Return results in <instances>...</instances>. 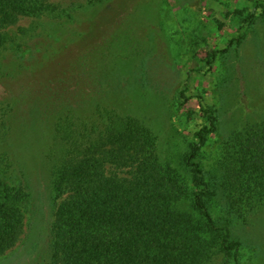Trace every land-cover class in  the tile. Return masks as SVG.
I'll use <instances>...</instances> for the list:
<instances>
[{"label": "rangeland", "instance_id": "1", "mask_svg": "<svg viewBox=\"0 0 264 264\" xmlns=\"http://www.w3.org/2000/svg\"><path fill=\"white\" fill-rule=\"evenodd\" d=\"M255 1L49 0L45 12L0 30V107L14 109L16 124L13 140L1 142L0 151L24 168L34 197L25 205V232L13 250L28 233L47 182L46 170L37 171L59 115L71 111L84 126L101 112L140 120L155 138L159 160L186 178L194 134L208 125L202 105L213 111L215 125L195 159L218 191L210 207L218 234L227 227L239 252L234 257L211 247L196 264H264V202L248 223L231 217L226 226L222 212L235 207L240 175L226 155L247 151L264 121V14H252ZM27 52L34 54L22 62L24 72L12 78L10 69L19 70L18 56ZM261 164L257 158L253 174L264 190ZM105 167L125 176L132 171Z\"/></svg>", "mask_w": 264, "mask_h": 264}, {"label": "trees", "instance_id": "2", "mask_svg": "<svg viewBox=\"0 0 264 264\" xmlns=\"http://www.w3.org/2000/svg\"><path fill=\"white\" fill-rule=\"evenodd\" d=\"M48 1L0 0V30L14 26L19 17L45 12ZM257 11L264 14V0L253 4L252 14ZM4 43L0 36V47ZM33 54L18 56L19 70H8L12 78L24 72L22 62ZM114 66L111 62L106 72ZM47 79L44 83L55 84ZM199 108L208 125L194 134L195 149L184 163L186 178L159 160L155 138L140 120L101 112L98 121L84 126L71 111L59 115L45 165L37 171L42 175L46 170L43 188L49 195L41 189L19 251L13 249L25 232V205L34 197L24 168L9 152L0 151V264H196L211 247L236 257L239 243L225 226L218 234L210 211L218 191L195 159L215 125L213 111ZM14 117V109L0 107V144L13 140ZM262 124L247 151L226 155L237 163L235 173L240 174L237 194L232 195L235 207L222 211L226 226L231 217L248 223L264 202V190L253 174L257 158L264 173V149L257 151L260 144L264 147ZM107 164L119 170L132 168L131 174L107 172ZM260 183L264 186V180Z\"/></svg>", "mask_w": 264, "mask_h": 264}]
</instances>
